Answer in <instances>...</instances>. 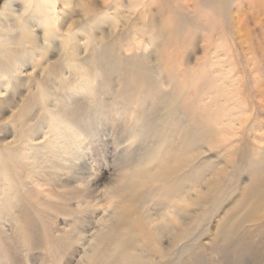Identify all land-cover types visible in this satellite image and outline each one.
Returning <instances> with one entry per match:
<instances>
[{"label":"rangeland","instance_id":"obj_1","mask_svg":"<svg viewBox=\"0 0 264 264\" xmlns=\"http://www.w3.org/2000/svg\"><path fill=\"white\" fill-rule=\"evenodd\" d=\"M169 1L53 0L46 52L34 47L45 32L36 19L35 42H23L25 0L0 19V45L17 57L0 91V264H264V208L245 220L247 191L264 178L251 177L263 172L264 150L247 161L249 145L264 148V13L254 0L234 3L212 35L190 26L200 9ZM166 22L185 39L196 33L187 49L168 40ZM115 44L106 70L88 63ZM137 66L148 70L145 87ZM208 127L227 130L225 150L209 147ZM193 135L195 152L185 144ZM25 144L34 150L22 158Z\"/></svg>","mask_w":264,"mask_h":264},{"label":"bare ground","instance_id":"obj_2","mask_svg":"<svg viewBox=\"0 0 264 264\" xmlns=\"http://www.w3.org/2000/svg\"><path fill=\"white\" fill-rule=\"evenodd\" d=\"M17 1H19V0H6L4 2L2 9H1V13H0V19L6 15L13 13V6L15 5V3ZM144 1H145L144 6L149 2L148 5H146L147 8L151 7L153 4V0H144ZM164 1H166V0H163V3H164ZM181 1L182 0H170L169 2L174 3L177 8H180L183 10L186 9L189 14H191L189 10L192 11L194 9H200L201 12H194L193 11L194 13H197L198 15H197V20L194 21L195 23L191 22L190 26L196 30L197 29H203V31L211 32L212 35L215 34L216 28L221 30V28L225 27V24H226L225 19L227 18L228 14L230 13V9H231L232 5L234 3H237V2L238 3L242 2V0H187L186 2H184V4H182ZM25 3L27 4V8L29 9V15H28L29 17H27V19L25 18V20L23 19V24L21 26V31L23 32V42L24 43H30V44H33L35 42V38H33L34 31H32V28H31L33 26H30L29 19L30 18L36 19L37 29L38 30L44 29L45 32H44V37H43V41L41 42V44L34 45V47L40 51L46 52V50H48L50 48V44L52 42V39L56 35L55 34L56 33L55 28L56 27L55 26H56L57 21H56V17L54 14L55 4H54L53 0H25ZM252 3H253V6L256 9H258V11L256 12L257 15H259V13L260 14L264 13V0H254ZM191 8H193V9H191ZM203 11H206L208 13H213L214 18H212V19L208 18V19H206L205 23L202 22V24H201V23H199L198 19H201L200 17H201V15H203ZM92 12H93V9L86 8L85 13L87 14L88 17H90V19L93 17ZM143 12H145V10H143L141 13H143ZM174 13H176L175 9H174ZM163 14L166 15L165 13H163ZM168 20H169V18H168ZM166 23L167 24H165V31L167 33L168 40L169 41L174 40V41L181 42L180 47L178 48L177 51H179L181 49L182 50L187 49V47L190 44L189 40L192 39L194 36H196V33L192 32L190 38L185 39L184 38L185 36H182L181 33L179 32V29L182 28L180 25H172V24H168V22H166ZM134 29H136V28H134ZM143 31H144V33H146L145 36H147L148 32L146 31L145 28ZM219 35H220V40H221L222 34L219 33ZM209 42H210V44H213V41H210V39H209ZM116 45L117 44H115L113 46L101 47L99 49V51L97 52L98 57L96 59L94 57H91L90 59L87 60L88 63L90 62L92 66L98 67L99 69L106 70L105 68L107 66V62L110 59L112 53H114V48ZM220 45L222 46V43H220ZM67 46L68 45L65 42V44H63V50H65L69 54L68 55L69 56L68 62H71L72 66H73V69H74L73 75H76V72L78 71V69L76 67V60L74 58L76 55V54H74L75 50L70 52L69 49L67 48ZM164 47H166V46H164ZM175 47H178L176 42H171L170 45L168 46V48L169 49L171 48L172 51L176 50ZM15 59H17L16 56L12 57V55L8 54V49L6 47H3L0 45V91H1V89L8 91V88L10 86V81L8 80V77H9L8 72L9 71L6 70L7 69L6 67H10V64ZM167 60H169V59L165 58V61H167ZM146 61H147L146 57L145 58L144 57L143 58L138 57L136 59V62H137L136 65H143L144 62H146ZM137 67H138V72H139L138 75H143L142 76L143 79L141 77L136 78L135 84L140 85L141 87H145L148 83L146 80V77H148V75H149L148 70L145 67H140V66H137ZM92 69H94V68H92ZM102 72H104V71H102ZM6 80H7V82H6ZM2 82H6V83L3 84ZM0 93L2 94V92H0ZM242 104H243L242 106H244L246 103L243 101ZM165 109L167 111V114H171V115L175 114V111H176L175 103L170 102V104H168ZM238 113H240V114H239V117L237 119H233V120L229 121L230 125H228V126H229V129L231 130L230 134H229L230 139L235 138L239 135V133H238L239 131H236L235 126H237L239 121L242 122L243 117L246 116V111H244V110H243V112L240 111ZM224 116H227V115H224ZM224 118L226 119V117H224ZM225 119H223L222 124L225 123ZM249 120H252V119H250V117L244 119L243 123H241L240 125H244L245 122H248ZM235 122H237V123H235ZM208 128H209L208 131H210V133H209L207 138H205V137L204 138H205V141L209 144V147L210 146H213V147L217 146V148L224 147V150H225V147L229 146L228 142L230 141V139L228 140V137L226 136L227 130H225L224 128H218V127L214 128V129H212L211 127H208ZM245 129L246 128H244L242 135L247 134V137L250 141V134L247 131H245ZM253 130H255V129H253ZM255 131H258V130H255ZM254 134H256V133H254ZM199 138L200 137L198 135H193L190 138V140L188 141V143L186 141L185 144H187L188 147L189 146L191 147V143L193 142V147H194V145L195 146L197 145V141ZM262 140H264V138H260V141H262ZM239 141L235 142V143L241 144V143L245 142L244 140H239ZM230 146H232V144H230ZM248 149L250 150V156H248V158H247L248 162H251L252 157L254 158L255 155H258V153H260L261 151L264 150V148H259L258 146L251 147L250 145H249ZM33 150H34L33 145H29V144L23 145L21 147V150H20L22 158L23 157L25 158L26 155H30L33 152ZM197 150L198 149H195V147H194V152ZM243 157H247V156L244 155ZM260 170H262L263 172L260 174H254L251 177L253 179H258V178L262 177V175L264 173V165L261 166V163H260ZM173 171H174L173 169L171 170V168L166 167V168H163L160 172H161V174L164 173V175L167 176L169 173L171 174ZM216 182H217V180H214L212 183H210V188L213 187L216 184ZM260 183H261L260 186H258V187L256 186L255 188H252V189L247 191L248 196L246 197V201H248V205L250 206V211L252 212V214H247L245 220L253 221V218L256 217L255 210L260 211L264 208V178L261 180ZM222 185H223V182L215 185V187L213 188L214 191H216V192L220 191ZM0 200H1V197H0ZM200 203H202V202H200ZM154 232H155V234L153 236L159 242L160 237L162 236L161 229L157 228L154 230ZM143 233L145 235H149V232H147L146 229L143 230ZM131 235H132V233H131ZM125 236H127V235H125ZM120 246L123 248H126V247H128V243L126 242L125 244H123L121 242ZM124 253H125L124 254L125 256H123V257H124V259L127 260L128 254H127V252H124Z\"/></svg>","mask_w":264,"mask_h":264}]
</instances>
